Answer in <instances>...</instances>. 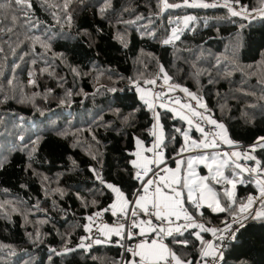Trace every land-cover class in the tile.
Masks as SVG:
<instances>
[{"label": "trees", "instance_id": "trees-1", "mask_svg": "<svg viewBox=\"0 0 264 264\" xmlns=\"http://www.w3.org/2000/svg\"><path fill=\"white\" fill-rule=\"evenodd\" d=\"M204 1L217 6L162 10L161 0H71L65 10V0H31L27 17L18 8L0 10V264H128L125 238L92 245L86 229L102 212L110 224L121 220L104 211L116 198L108 184L134 199L136 141L151 145L155 126V110L137 88L165 74L169 84L204 100L210 119L255 157L243 161L255 167L259 161L264 172V147L257 145L264 137V17L231 14L237 5L260 11L264 0ZM158 113L164 155L176 166L187 123ZM181 160L185 177L187 158ZM223 175L237 179L235 204L224 196L229 184L212 177L207 183L228 206L224 212L203 203L195 208L186 194L184 202L196 223L217 230L250 197H260L256 180L264 181L233 162ZM182 231L164 240L182 259L200 264L198 228ZM200 237L219 243L209 232ZM221 264H264V220L250 219L236 233Z\"/></svg>", "mask_w": 264, "mask_h": 264}, {"label": "snow or ice", "instance_id": "snow-or-ice-1", "mask_svg": "<svg viewBox=\"0 0 264 264\" xmlns=\"http://www.w3.org/2000/svg\"><path fill=\"white\" fill-rule=\"evenodd\" d=\"M70 3L71 0H65V10H67ZM5 5L13 11L18 8L19 11L25 15V17H27V10L31 8V0H3V4L0 5V10H2ZM182 6L209 8L216 7L217 5L205 2L190 3L189 0H183V4H177L170 3L169 0H161L162 10L176 9ZM101 11H104V9H101ZM231 14L236 16L241 15L242 13L232 10ZM261 15L264 16V10H261ZM10 19L13 23H15L16 17L14 14L10 17ZM67 19L70 20L71 16H68ZM191 19L192 17H187L185 19V24H187L188 20ZM245 19H247V17H245ZM172 38L179 39L176 30H173ZM170 42L171 40L164 41L166 44ZM0 51H2V49H0ZM164 80L165 83L168 82V77L166 74L164 75ZM147 83L155 85L156 80H148ZM169 88L171 90L172 86L169 85ZM180 91L185 92L192 99H197L195 96L189 93L186 88H181ZM141 98L143 99L144 95H142ZM145 102L148 103L147 100ZM176 103L179 104L180 102L176 101ZM149 106L150 108L152 107L151 104ZM163 106L164 105H161V107ZM182 107L189 108L192 111L193 116H199L202 119L204 118L201 113H197L194 109H191L190 105H182ZM200 107H205V105L201 103ZM181 118L184 119L185 117ZM154 119L157 121L159 120L158 113L154 115ZM187 122L189 125L192 124V120L190 119ZM208 123L212 124L215 128L220 129V132L216 135H219L223 142L229 144L230 146L233 144V142L228 138L223 124H219L217 121L210 118H208ZM176 131L180 132V129L177 128ZM197 131L201 133L203 140L201 142H197L196 140L190 139L187 133H183L186 144L180 149L181 153H183L186 149H208L217 147L218 142L215 138V135L211 140H209V134L205 133L204 128L200 127L199 125L197 126ZM152 135L157 136V132L153 130ZM163 140L164 137L161 129L160 134L157 136L156 143L152 148L143 149L142 142L140 140L136 141L137 145L141 147V152L134 154L139 157V160H133L131 162L133 168L138 170L135 172L134 178L141 184V187L137 190L136 199L130 201L127 197H125L124 193L119 187H116L113 184L107 185V188L116 194L117 203H113L110 208H106L104 211H111L113 216H119L121 219H127L129 216L136 217L138 215L137 211H128V207L131 204L139 210V214L151 217L160 222V226H157L153 225L152 219L132 221L130 227L132 229L138 228L140 230L139 234H147L144 227L146 225L148 228H150L151 232L156 233L157 236L150 243H140L135 249L126 248L125 251L131 252L133 257L128 261V264H192V261L182 259L181 256L177 255L175 251H173L167 244L163 242L165 237H171L174 236V234L183 235L180 225H177L176 227L171 226L180 219L188 222L187 224L183 225L184 230L189 227H194L198 228L200 232H211V234L216 236L219 240H223L225 238L224 235L217 236V229L206 228L204 224L196 223L193 217L187 213V210L184 207V190H187V200L190 201L195 208H200L203 203L206 204L207 207L212 208L213 211L224 212L228 206L221 205L218 194L206 182L207 178H197L194 164L204 163L205 167H207L210 172H213V165H215L212 178L215 179L217 183L223 180L225 184L231 185L232 189L234 190L236 188L237 179L224 177L222 171L226 167L228 161L226 159L220 158L219 154L211 158V163H207L209 157L204 155L190 158L186 165L188 175L187 177H184L180 174V167H177L175 170L161 168V165L164 163L161 150ZM260 140H264V137L258 138L257 145L264 147V144L259 143ZM153 149H156L157 151H153ZM254 150L255 149L253 148V151ZM144 151L152 152V156L149 157L143 155L142 153ZM223 156L229 158L236 157L239 159L241 154L239 152H232L223 153ZM245 158L249 160H255V157L251 155H246ZM179 163L183 164V161H180ZM256 163L257 167L254 169V171H256L257 174L264 175V172H262L261 168L259 167V161H256ZM235 168L240 169L241 173L245 171H252L247 168H242L239 164H235ZM160 172H165L166 174L160 176ZM240 182L243 183V180H240ZM257 187L259 188L260 197L264 198V181H257ZM224 196L227 197L232 204L236 203L234 191L225 190ZM254 202V198L250 197L248 199L247 205H241L239 214L233 216L231 223H226L225 227L219 231L223 233H231V235H229L227 238L234 240L236 238V232H239L240 229L245 227V220L249 219V217L252 219L264 220V203L261 204L262 211L250 213L247 212V209L250 208ZM89 219L91 220V218ZM233 224L236 225L235 229L232 227ZM87 230L91 231V227L89 226ZM99 231L103 234L104 239H96L94 243L97 245L110 242L112 235L119 236L121 239L125 238L123 225H119L117 227H109L108 225H104L99 229ZM127 238H132L131 233H129ZM196 238L200 240L201 244L203 245L199 253L200 264H219V262L223 260V254L219 251L217 245L203 241L199 233H196ZM172 243L187 247L189 241L173 239ZM80 246L84 247V244L81 243Z\"/></svg>", "mask_w": 264, "mask_h": 264}, {"label": "rangeland", "instance_id": "rangeland-1", "mask_svg": "<svg viewBox=\"0 0 264 264\" xmlns=\"http://www.w3.org/2000/svg\"><path fill=\"white\" fill-rule=\"evenodd\" d=\"M191 2H196V3H200V2H205V3H209V2H207V1H204V0H191L190 1V3ZM210 4H216V3H210ZM219 4H221V5H226L225 3H223V2H219ZM233 10H235V8H233ZM261 10H264V8L263 9H261ZM261 10L260 11H257V12H249V13H246L242 8L240 9V10H235V11H237V12H239V13H242L241 14V16H245V17H247V18H249V17H251L252 15H254L255 17H261V18H263L264 16H262L261 15ZM243 11V12H242ZM231 12H232V10H231ZM169 85H171V84H169L168 82L167 83H165V80L162 78V79H159V80H156V83H155V85H153V84H149V83H146V87H141V86H139V88H137V91H138V93L140 94V97H142V95H144V98L142 99L143 101H144V103L150 108V104L152 105V107H151V109H153V110H155V114L156 113H158V110L159 109H161V110H165V111H169V112H171V113H173L174 114V116L176 117V118H180V119H182L181 118V116H179V115H177V114H175V107H174V104L173 103H171L172 102V98L171 97H173V99L174 100H179L180 99V96H179V94L178 95H175V94H177L178 92H177V90L179 89H181V88H179L178 86H175V85H171L172 86V88H171V90H170V88H169ZM143 90V91H142ZM156 94V95H155ZM160 94H163V96H161ZM146 95H148V97L146 96ZM159 97V98H169V99H167L168 100V105L166 106V105H164L163 107H161V106H158V104H156L154 101H152V100H154V99H156V97ZM188 98L189 99H183V101L182 102H184V105L186 104V105H190L191 106V109H194L197 113H201L202 115H203V119L202 118H200L199 116H193V114H192V111L189 109V108H187V107H185L186 108V110L187 111H190V113L192 114V116L193 117H195V118H197V121H196V123H195V125H189L188 124V120L189 119H187V118H184V119H182V120H184L186 123H187V128L184 130V132L183 133H187L188 134V136L190 137V139H192V140H196L197 142H201L202 140H203V136L201 135V133L199 132V131H197V126H198V124H200L201 122H208V118H210L209 117V115H207L206 113H205V109H206V104H205V102H204V100H200V99H192L190 96H188ZM148 101V103H146L145 101ZM159 101H160V99H159ZM203 104V105H205V107H200V104ZM159 114V113H158ZM183 116V115H182ZM198 118H199V120L200 121H198ZM193 120V119H192ZM200 127H203V126H201V124L199 125ZM156 128H158V130L160 129H162V126H161V123H160V117H159V120L157 121L156 119H155V126H154V130L156 129ZM204 128V127H203ZM204 130H205V128H204ZM193 131H197L198 133H199V135H201V139L200 140H198L194 135H193ZM220 132V129H218V131H215L214 132V135H216L217 133H219ZM206 133V132H205ZM228 136V135H227ZM183 138H184V136H183ZM213 137H211V136H208V139L209 140H211ZM228 138H229V136H228ZM230 139V138H229ZM216 140H220L221 141V139H220V137H219V135H216ZM223 142V141H222ZM185 144H186V141H185V139H184V146H185ZM223 145H224V147H226V150H224V151H222V150H219V149H216V148H208V149H186L185 150V153L183 154V156H185L186 158H187V160H186V164H185V171H186V173H185V177H187V175H188V173H187V168H186V165H187V161L190 159V158H195V157H198V156H201V155H204V156H208L209 157V160L207 161V163H211L212 161H211V158L212 157H214V156H217L218 154H219V157L220 158H222V159H226L227 161H228V163H227V165L230 163V162H234L235 164H240V160L241 159H244V160H246V161H251V160H249V159H246L245 158V156L246 155H251L252 156V154L251 153H247V152H243V151H241L239 148H237L236 147V145L233 143L231 146L229 145V144H227V143H225V142H223ZM138 146V145H137ZM138 151H139V149L137 148V152L136 153H138ZM232 153V152H239L240 154H241V156H240V158L239 159H237L236 157H224L223 156V153ZM183 156H181V157H179V158H177V160H179L178 162L176 161V164H177V166L175 167V168H172L173 170H175L177 167H180V169H182V167H183V164H180L179 162L180 161H182L181 159H182V157ZM163 158H164V160L166 159V157H165V155H163ZM234 160V161H233ZM226 165V166H227ZM194 167H195V170H196V174H197V178H199V177H205V178H207V177H213V172H214V170H215V165H213V172H210L209 171V169L207 168V167H205V164L204 163H196V164H194ZM242 167V166H241ZM202 168H204V169H206V172L207 173H204V171L202 170ZM226 168V167H225ZM225 168L222 170L223 171V174H224V171H225ZM242 168H246L245 166H243ZM243 173H246V174H248V171H245V172H243ZM181 174V173H180ZM256 181H260L258 178H257V180ZM207 182V181H206ZM237 184V183H236ZM229 191H234L235 192V189L233 190L232 189V187H231V185H230V188H229ZM184 192H185V194H186V196H187V190L185 189L184 190ZM114 203H117V200L115 199V202ZM204 205H206V204H204ZM133 208L135 209V207H134V205H129V207H128V211L130 212V210H131V212H132V210H133ZM215 212H220V211H215ZM128 219V218H127ZM127 219H125V223H126V221H127ZM132 223V222H131ZM89 228V225L87 226V229ZM183 228V227H182ZM181 228V229H182ZM189 228H192V227H189ZM206 228H210V227H206ZM86 229V230H87ZM211 229V228H210ZM125 230H126V224H124V233H126L125 232ZM87 233H88V237H90L89 236V233H90V231H88L87 230ZM198 233H199V235L202 233V232H200V230L198 229ZM209 234H211V232H209ZM212 235V234H211ZM220 235V233H219V230H218V232H217V236H219ZM113 237V236H112ZM112 237H111V239H112ZM131 237H132V235H131ZM216 237V236H215ZM91 238V237H90ZM92 239V238H91ZM96 239H101V240H103L102 238H95V239H92V242L94 243V241L96 240ZM107 243H109V242H107ZM107 243H103V244H107ZM210 243H214V241L213 240H211L210 241ZM84 244V247H81V246H79V248H89L90 246H91V244H86V243H83ZM95 244V243H94ZM140 243H136V245H135V248H137V246L139 245ZM97 245V244H96ZM125 246V244L123 245V247Z\"/></svg>", "mask_w": 264, "mask_h": 264}, {"label": "built area", "instance_id": "built-area-1", "mask_svg": "<svg viewBox=\"0 0 264 264\" xmlns=\"http://www.w3.org/2000/svg\"><path fill=\"white\" fill-rule=\"evenodd\" d=\"M191 0H189V2H190ZM241 9V7L239 6V5H237L236 7H235V10H240ZM169 44V46H171V47H174L175 46V42L174 41H171L170 43H168ZM198 121H200V120H198ZM201 124V126H203L204 128H205V132L206 133H208L209 135L208 136H211V137H213L214 136V132L215 131H218V129L217 128H215L212 124H210V123H208V122H201L200 123ZM200 124H198V125H200ZM215 138H216V135H215ZM217 147H216V149H219V150H222V151H224V150H226V147H224V145H223V142L222 141H220V140H217ZM152 156V154H150L149 155V157H151ZM170 162V161H169ZM172 162V161H171ZM240 166H245L247 169H250V170H252V171H248V174L249 175H251L252 176V174L255 172L254 171V169L256 168L255 167V165H252V164H248L247 162H244L243 160L240 162V164H239ZM160 174V176H163L164 175V173L163 172H160L159 173ZM139 182V181H138ZM141 187V184H140V182H139V187H138V189ZM151 191V190H150ZM136 194H137V192H136ZM136 194H135V197H134V199H136ZM133 199V200H134ZM254 203L251 205V207L250 208H248L247 209V212H260L261 211V204L264 202V198H261V197H258V198H255L254 199ZM248 204V202H246L244 205H247ZM241 207V206H240ZM240 207L238 208V214H239V209H240ZM245 214H247V213H245ZM131 217L129 216L128 217V219H127V221H126V230H125V246H124V254H126L127 252L125 251V249L126 248H132V249H135V245H130L128 242H129V239L127 238V236L129 235V233H131L132 234V228L130 227V225H131V219H130ZM147 218L148 219H152V223L153 224H158V225H160V222L159 221H156L155 219H153V218H151V217H148L147 216ZM250 219H252L251 217H249V219H247V220H245V224L250 220ZM231 221H232V219H231ZM231 221H230V223H231ZM177 223V221L175 222V224ZM110 223L107 221V218H106V216H105V214L102 212V213H99V214H97V215H95L94 216V218L92 219V221H90V223H89V226L91 227V231H90V233H89V236L92 238V239H95V238H102V239H104V236H103V234L99 231V229L100 228H102L104 225H109ZM174 225V224H173ZM172 226V225H171ZM232 227H233V229H235L236 228V225L235 224H233L232 225ZM241 230V229H240ZM239 230V231H240ZM237 233V232H236ZM223 235H224V239L223 240H219V243L217 244V246H218V249H219V251L220 252H222V254L224 253V251L227 249V247H228V245H229V243L231 242V241H233V240H230V239H228L227 237L229 236V235H231V233H223ZM136 259H138V258H136ZM221 262H222V260L219 262V264H221Z\"/></svg>", "mask_w": 264, "mask_h": 264}, {"label": "crops", "instance_id": "crops-1", "mask_svg": "<svg viewBox=\"0 0 264 264\" xmlns=\"http://www.w3.org/2000/svg\"><path fill=\"white\" fill-rule=\"evenodd\" d=\"M177 92L179 93V96H180V99L179 100H174L173 99V97H171L172 98V102L171 103H173L174 104V107H175V114H177V115H179V116H181V117H185V118H187V119H190V120H192V125H195V123H196V121H197V118H195V117H193L192 116V114L190 113V111H187L186 110V108L185 107H182V105H184V102H182L183 101V99H189L188 98V96L189 95H187L185 92H183V91H180L179 89L177 90ZM156 95V94H155ZM161 95V94H160ZM147 97H148V95H146ZM161 96H163V94L161 95ZM159 99H160V101H159ZM167 99H169V98H159L158 96L156 97V99H154V100H152V101H154L156 104H158V106H161V105H168V100ZM176 101H179L180 103L179 104H177L176 103ZM186 105V104H185ZM183 115V116H182ZM198 120H199V118H198ZM155 131L157 132V136L160 134V129L158 130V128H156L155 129ZM162 132H163V137H164V130H163V128H162ZM157 136H154V142L151 144V145H149V146H146L143 142H142V147H143V149H149V148H152L153 147V145L156 143V140H157ZM222 141V140H221ZM163 142H164V140H163ZM138 149H139V151H138V153L139 152H141V147L140 146H138ZM161 150H162V154L164 155V152H163V149H162V145H161ZM153 151H157L156 149H153ZM137 152V151H136ZM230 153V152H229ZM143 155H145V156H149L150 154H152V152H148V151H144L143 153H142ZM135 160H139V157L138 156H135ZM243 159H241L240 161H242ZM234 161V160H233ZM234 163V162H233ZM176 166H177V164H176ZM176 166H172L171 165V161L169 162V160H167V159H165L164 160V163L161 165V168H168V169H172V168H175ZM173 170V169H172ZM164 173V175L166 174L165 172H163ZM115 196H116V194H115ZM116 199V198H115ZM185 206V205H184ZM134 211H137L138 212V215L137 216H139L138 218H136L135 220H147L148 218H147V216H144V215H142V214H139V210L138 209H134ZM130 212H131V210H130ZM131 217V216H130ZM188 222L187 221H185V220H183V219H180V220H178L177 221V223L176 224H174V225H172V227H176L177 225H180L181 226V228L183 227V225L184 224H187ZM124 224H125V219H121L120 221H118V222H116L115 221V223H112V224H109L108 226L109 227H117V226H119V225H123L124 226ZM153 225H157V226H160V225H158V224H153ZM145 227V232L147 233L146 235H141V234H139V232H140V230L137 228V229H133L132 230V238L131 239H136V241L134 242V244H136V243H143V242H148V243H150L153 239H155L156 238V236H157V234L156 233H152L151 232V230H150V228H148L146 225L144 226ZM125 234V233H124ZM152 235H154V236H152ZM220 235H222L221 233H220ZM112 236H116V235H112ZM119 237V236H118ZM217 238V237H216ZM214 241V240H213ZM165 244H167L166 243V241L164 240L163 241ZM213 244H215V245H217L216 244V242L214 241V243ZM92 245H95L93 242H92Z\"/></svg>", "mask_w": 264, "mask_h": 264}]
</instances>
